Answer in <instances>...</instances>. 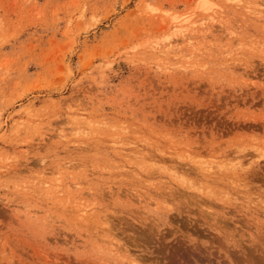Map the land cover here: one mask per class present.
Returning <instances> with one entry per match:
<instances>
[{"label": "rangeland", "instance_id": "374dc122", "mask_svg": "<svg viewBox=\"0 0 264 264\" xmlns=\"http://www.w3.org/2000/svg\"><path fill=\"white\" fill-rule=\"evenodd\" d=\"M263 242L264 0H0V264Z\"/></svg>", "mask_w": 264, "mask_h": 264}, {"label": "bare ground", "instance_id": "6f19581e", "mask_svg": "<svg viewBox=\"0 0 264 264\" xmlns=\"http://www.w3.org/2000/svg\"><path fill=\"white\" fill-rule=\"evenodd\" d=\"M262 238H263V237H262ZM262 238H261V239H262ZM259 239H260V237H259ZM257 244H258V243H257ZM263 244H264V242H263ZM208 253H209V252H208ZM184 255H185V254H184ZM240 255H241V254H240ZM260 256H261V255H260ZM211 258H212V257H211ZM245 260H246V259H245ZM216 264H217V263H216Z\"/></svg>", "mask_w": 264, "mask_h": 264}]
</instances>
